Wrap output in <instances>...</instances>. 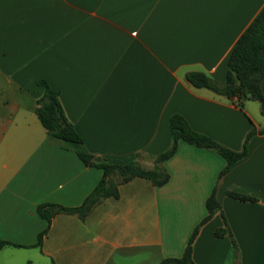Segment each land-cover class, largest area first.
<instances>
[{
	"label": "crops",
	"instance_id": "crops-1",
	"mask_svg": "<svg viewBox=\"0 0 264 264\" xmlns=\"http://www.w3.org/2000/svg\"><path fill=\"white\" fill-rule=\"evenodd\" d=\"M264 0H0V264H159L181 255L215 188L219 208L191 243L194 264H264V115L250 99L193 87L221 84L226 59ZM44 80L95 159L123 164L170 143L168 117L246 153L219 178L223 158L179 140L167 181L134 177L78 218L36 207L79 205L101 176L51 144L35 113ZM264 97V77L259 82ZM262 129V131H259ZM150 167V168H151ZM146 168V167H145ZM148 168V167H147ZM231 193L233 195H231ZM239 195L245 199L236 197ZM227 232L215 235L216 228ZM233 241V243H232Z\"/></svg>",
	"mask_w": 264,
	"mask_h": 264
},
{
	"label": "trees",
	"instance_id": "trees-1",
	"mask_svg": "<svg viewBox=\"0 0 264 264\" xmlns=\"http://www.w3.org/2000/svg\"><path fill=\"white\" fill-rule=\"evenodd\" d=\"M264 77V6L256 14L253 20L242 31L226 59V72L224 81L219 84L202 72L191 71L185 74V80L193 87H203L212 92L237 101L250 99L256 101L259 110L264 115V97L259 89V82ZM36 84L43 87L42 94L35 100L34 113L44 128L45 134L51 144L64 149H71L85 166H91L101 171V176L93 189L84 197L82 202L73 207H65L55 203H42L36 207V212L46 222V227L37 234L34 246H40L42 237L46 234L51 217L56 213H72L82 219L88 211L101 199L117 195V186L134 177L148 180L153 186H160L168 179V173L161 164L176 150L179 140L195 147L208 149L220 155L224 165L218 172L217 178L228 171L234 163L244 157L246 142L255 132L253 128L247 131L240 150L230 149L208 136L192 130L187 121L177 113L168 117V130L170 143L168 147L152 157V167L145 168L135 159L123 164L110 163L103 159H95L83 145L82 139L66 119L58 100V94L50 88L44 80H38ZM259 131H262L260 129ZM231 195H233L231 193ZM238 199H245L236 195ZM206 214L193 228L185 247L178 257H165L159 264H194L191 257V243L201 224L208 220L213 211L219 208L215 196V188L207 196L204 202ZM227 232L226 224L216 228L215 235ZM233 243V241H232ZM9 244L0 241V247Z\"/></svg>",
	"mask_w": 264,
	"mask_h": 264
},
{
	"label": "rangeland",
	"instance_id": "rangeland-1",
	"mask_svg": "<svg viewBox=\"0 0 264 264\" xmlns=\"http://www.w3.org/2000/svg\"><path fill=\"white\" fill-rule=\"evenodd\" d=\"M4 97H9V96H8V93H7V92H0V99H1V98H4ZM6 112H7L6 109H3V108L0 107V113H1V114H6ZM145 167H146V168H147V167L150 168L151 165H150V166H145Z\"/></svg>",
	"mask_w": 264,
	"mask_h": 264
}]
</instances>
